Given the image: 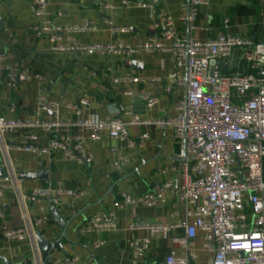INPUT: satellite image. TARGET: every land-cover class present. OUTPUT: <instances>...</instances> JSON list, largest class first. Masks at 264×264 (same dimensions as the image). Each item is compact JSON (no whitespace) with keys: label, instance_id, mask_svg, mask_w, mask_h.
<instances>
[{"label":"crops","instance_id":"0c3cea01","mask_svg":"<svg viewBox=\"0 0 264 264\" xmlns=\"http://www.w3.org/2000/svg\"><path fill=\"white\" fill-rule=\"evenodd\" d=\"M50 0L49 11L54 14L53 24L62 29L61 44L71 46L74 41L84 46L128 44L132 47L163 40L155 28L151 7H138L135 0ZM157 3V9L168 13L174 19L182 37L210 40L220 34H228L254 42H264V0H205L195 30L180 22L182 6L187 0H143ZM32 0H0V53L10 56L15 69L27 74L31 80L15 89L3 88L0 101V115L8 121L34 122L53 118L52 113L39 110L37 98L43 93L47 101L60 107V118L64 121L77 118L66 108L82 98L90 100L84 111V120H103L125 108V121L137 117L141 121H156L174 116L175 107L184 96L183 88L167 92V78L175 66L171 56L162 51L138 50L130 57L93 53H54L48 35L38 37L32 31L40 23L31 7ZM112 4L114 10L105 11V4ZM60 14V15H59ZM111 19L114 27L131 28L132 32L113 34L103 18ZM229 26L224 28V20ZM92 22L97 25L93 32L76 33L68 29ZM241 52L230 61L227 73H248L242 63ZM40 76V79L36 77ZM140 80L134 82L132 80ZM143 95L160 99L157 107L149 110L142 100ZM132 138L143 135L149 138L134 149H126L116 140L104 135L99 142L87 141V148L94 161L89 167L67 159L60 152L37 156L0 147V176L6 178L9 172L21 180V190L30 194L40 189H80L81 198L64 197L57 207L48 201L26 203L22 206L11 189L0 198V224L8 229L27 227L28 220L34 221L46 215L49 224L36 228L38 247L42 264H65L69 258H76L75 264H134L132 244L136 240L149 238L150 248L145 258L137 264H164L166 256L174 252L186 255L187 250L173 239L185 236L182 229L175 230L169 239L152 236L149 232L132 226L165 223L176 224L183 218L171 216L177 205L176 199L154 208L131 206L115 209V203L123 193L133 198L147 194L156 185L172 180L180 182L179 174L171 170L178 165L176 156L180 151L174 139L172 127L159 129L154 126H132ZM24 138L22 129L7 134L8 146L19 144ZM39 145L49 144V135L38 132ZM116 149L114 152L113 150ZM129 162L120 170L113 167L118 160ZM167 170L161 174L160 170ZM47 170L46 178L42 173ZM115 211L119 227L113 232H99L90 237L81 236L79 228L94 216ZM102 241L104 245L94 249L93 244ZM56 245L51 250L52 245ZM193 257L190 264H208L210 253L205 250L204 240L198 235L190 248ZM31 240L7 242L0 238V264H36Z\"/></svg>","mask_w":264,"mask_h":264},{"label":"built area","instance_id":"2783aa9c","mask_svg":"<svg viewBox=\"0 0 264 264\" xmlns=\"http://www.w3.org/2000/svg\"><path fill=\"white\" fill-rule=\"evenodd\" d=\"M129 3V0L123 1L125 6ZM135 3L138 7L152 8L154 26L163 40H152L135 47L128 44L84 46L77 41L71 46L63 45L62 29L54 26L55 16L49 11L50 0H32V12L40 20L32 31L38 37L48 35L54 53L82 56L100 53L127 57L138 50L168 53L175 69L167 78V92L179 88L185 90L175 107L174 116L156 121H141L137 117L125 121L122 115L127 112L125 108H120L115 116L84 120L82 117L90 106V100L82 98L66 106L77 119L64 121L60 118L59 105L47 101L45 94L41 93L37 98L39 110L44 114L52 113L53 118L20 122L8 121L0 115V147L37 156L60 152L67 159L89 167L94 158L87 148V141L99 142L107 135L131 150L149 138V135L132 138L129 133L132 126L172 127L180 151L176 156L179 164L173 165L171 170L179 174L180 182L165 181L139 198L123 193L116 201L115 209L123 210L131 206L154 208L176 199L181 207H176L171 216L183 218L181 222L130 227L165 240L175 230H184L185 236L173 241L184 247L187 254L172 252L166 256L164 264H190L189 257H193L190 248L198 235L203 237L205 250L211 255L208 264H264V42L228 34H220L210 40L182 37L172 16L157 9L158 2L148 4L135 0ZM205 4V0H187L182 6L180 22L189 30H195L200 8ZM104 10L112 11L114 6L107 3ZM103 23L112 26L113 34L133 31L131 28L114 27L106 16ZM223 26L227 29L229 20H224ZM96 29V24L86 22L68 30L86 33ZM237 52H241V60L248 73H227L230 61ZM30 80V76L14 68L8 54L0 53V101L4 87L15 89ZM142 100L149 110L160 103L158 97L150 95H143ZM18 129L24 132L22 142L8 146L5 136ZM41 131L49 135L46 147L38 143V132ZM128 162L127 159L118 160L113 167L120 170ZM160 172L164 175L167 170ZM21 187V180L13 172L10 171L4 179L0 176V198L5 191L12 189L22 206L46 200L52 207H57L64 197L81 198L84 195L80 189L53 188L24 194ZM48 224L49 217L46 215L37 218L34 223L28 220L27 227L20 229L11 230L0 224V238L7 242L31 240L36 264H42L35 229ZM118 227L115 211H108L88 220L79 228V233L90 237L99 232L116 231ZM150 244L149 238L133 242L134 264L145 258ZM103 245L104 242L99 241L93 244V248L99 249ZM76 262V258H69L65 264Z\"/></svg>","mask_w":264,"mask_h":264},{"label":"water","instance_id":"95a60500","mask_svg":"<svg viewBox=\"0 0 264 264\" xmlns=\"http://www.w3.org/2000/svg\"><path fill=\"white\" fill-rule=\"evenodd\" d=\"M0 23H2L1 20H0ZM42 175H44V177L46 178L47 170H44V172L42 173ZM38 241H39V244L41 246L42 241L40 239H38ZM55 246L56 245L53 244L50 249L53 250Z\"/></svg>","mask_w":264,"mask_h":264}]
</instances>
